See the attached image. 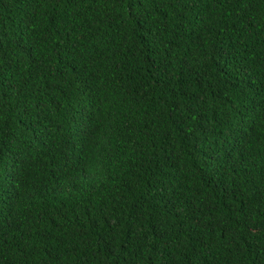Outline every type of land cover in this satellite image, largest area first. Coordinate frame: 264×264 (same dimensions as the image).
<instances>
[{
    "label": "trees",
    "instance_id": "1",
    "mask_svg": "<svg viewBox=\"0 0 264 264\" xmlns=\"http://www.w3.org/2000/svg\"><path fill=\"white\" fill-rule=\"evenodd\" d=\"M0 264H264V0H0Z\"/></svg>",
    "mask_w": 264,
    "mask_h": 264
}]
</instances>
